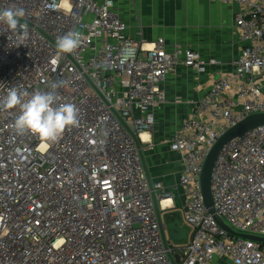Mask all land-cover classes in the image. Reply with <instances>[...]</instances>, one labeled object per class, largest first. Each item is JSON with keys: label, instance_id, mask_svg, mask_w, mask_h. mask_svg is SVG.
Segmentation results:
<instances>
[{"label": "built area", "instance_id": "obj_1", "mask_svg": "<svg viewBox=\"0 0 264 264\" xmlns=\"http://www.w3.org/2000/svg\"><path fill=\"white\" fill-rule=\"evenodd\" d=\"M212 1L239 6L243 47L234 70L213 81L170 142L183 163L179 217L190 227L179 243L164 237L161 218L176 206L147 176L143 150L155 146L167 75L180 65L206 73L220 61L163 37L139 41L119 0H0V10L23 8L28 24L21 42L0 23V101L12 87L54 91L57 104H75L79 114V125L51 143L16 133L19 109L0 103V264H264V243L219 224L264 237V124L221 147L214 213L202 185L219 139L264 113V0ZM71 30L82 34L80 47L58 53L56 39Z\"/></svg>", "mask_w": 264, "mask_h": 264}, {"label": "crops", "instance_id": "obj_2", "mask_svg": "<svg viewBox=\"0 0 264 264\" xmlns=\"http://www.w3.org/2000/svg\"><path fill=\"white\" fill-rule=\"evenodd\" d=\"M238 9L235 3L212 0H119L120 13L139 41L152 42L163 37L169 45L179 43L194 48L204 60L220 61L206 73L180 65L167 75L163 85L168 102L157 111L159 132L155 131L152 138L155 146H144L143 156L146 171L149 174L145 153L154 173V178L149 174L150 179L161 182L172 193L176 207L163 213L167 223L181 216L184 201L178 184L183 163L180 155L171 150L170 142L182 120L191 115L193 104L207 95L213 81L234 70L243 47L235 25ZM161 120L172 125L159 126ZM189 235L190 230H186L183 240L174 241L183 243ZM218 262L232 264L228 258Z\"/></svg>", "mask_w": 264, "mask_h": 264}, {"label": "clouds", "instance_id": "obj_3", "mask_svg": "<svg viewBox=\"0 0 264 264\" xmlns=\"http://www.w3.org/2000/svg\"><path fill=\"white\" fill-rule=\"evenodd\" d=\"M25 17V10L17 6L0 10V23L7 25L8 30L17 34L21 42L28 36ZM81 41L82 34L71 30L56 39V48L60 54L73 53L80 47ZM0 103L6 110L19 109V115L12 128L20 135L27 132L43 141L54 143L62 137L66 129L79 125L76 105L57 104L54 91H35L29 94L12 87Z\"/></svg>", "mask_w": 264, "mask_h": 264}, {"label": "water", "instance_id": "obj_4", "mask_svg": "<svg viewBox=\"0 0 264 264\" xmlns=\"http://www.w3.org/2000/svg\"><path fill=\"white\" fill-rule=\"evenodd\" d=\"M261 124H264V113L254 114L249 116L248 118L237 124L235 127L227 131L215 144L211 153L209 154L202 174V185H203V193H204L205 201L211 213H214V209L212 207V191H211L212 170L221 147L234 136L243 133L249 129H252L256 126H259ZM147 176L149 177L148 172H147ZM219 224L221 227H223L233 235H237L243 238H248L257 242L264 243V237L253 234L238 233L223 220H219ZM161 226L163 227V233L165 238L169 237V238H173L174 240L181 241L186 237V229L183 221L180 219L179 216L174 221L169 223L164 222L161 218Z\"/></svg>", "mask_w": 264, "mask_h": 264}, {"label": "rangeland", "instance_id": "obj_5", "mask_svg": "<svg viewBox=\"0 0 264 264\" xmlns=\"http://www.w3.org/2000/svg\"><path fill=\"white\" fill-rule=\"evenodd\" d=\"M172 124L170 123V122H168V121H166V120H161V122L159 123V126H165V127H168L169 128V126H171ZM155 131H156V133H158L159 132V127H156V129H155ZM145 155H146V159H147V166H148V169H149V174H150V176L152 177V178H154V173H153V170H152V168H151V165H150V163H148V161H149V159L147 158V154L145 153ZM185 229L186 230H190V227H188V226H185ZM223 260V259H222ZM226 261V260H225ZM216 264H221V263H219V262H217ZM223 264H230V263H225V262H223Z\"/></svg>", "mask_w": 264, "mask_h": 264}, {"label": "bare ground", "instance_id": "obj_6", "mask_svg": "<svg viewBox=\"0 0 264 264\" xmlns=\"http://www.w3.org/2000/svg\"><path fill=\"white\" fill-rule=\"evenodd\" d=\"M142 136L145 140H149L150 138L148 133H143Z\"/></svg>", "mask_w": 264, "mask_h": 264}]
</instances>
